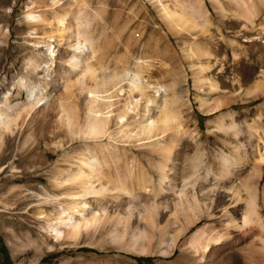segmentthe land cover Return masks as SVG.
I'll return each instance as SVG.
<instances>
[{
	"label": "rangeland",
	"instance_id": "rangeland-1",
	"mask_svg": "<svg viewBox=\"0 0 264 264\" xmlns=\"http://www.w3.org/2000/svg\"><path fill=\"white\" fill-rule=\"evenodd\" d=\"M70 1L0 0V111L8 114V118H15L18 110L25 108L29 100L42 99L35 108L37 119L33 126L30 125L31 117L26 116L3 137L0 156L9 155L10 160L0 163V264H196L197 258L190 255L187 247L189 239L201 229H206L208 240H218L219 243L211 242L208 246V251L203 254L204 264H241V248L251 243L259 233L251 229L241 232L228 230L220 211V202L213 209L212 219L205 217L189 229L180 240V248L171 256H164L157 251V231L154 233L156 238L152 249L147 253V250L141 251L140 248L131 251L116 247L109 242L105 233H83L78 238L68 236L57 240L46 233V223L36 218L37 197L42 196L43 189L52 195L69 192V189L59 191L56 188V178L59 177L56 172L61 171L63 178H67L68 171L78 172L84 157L91 160L99 170L96 172L95 167L90 170L89 174L95 173L89 179L95 185L101 183L111 190L109 196H106L110 215L124 217L133 213L135 221L138 216L144 218L143 208L134 211L127 196L118 199L113 195L118 186L133 190L140 196L134 202L136 206L162 205L165 202L171 205L177 201L171 189H180L184 178L191 174L192 166L196 164L191 160L195 154L202 158L200 174L203 177L199 185L208 189L211 185L204 184L203 180L208 166H212L215 172L219 171L216 158L220 152L228 154L232 150L229 148L238 141L244 143L249 154H256L254 151L260 148L264 152V139L251 137V129L259 133L264 130V95L256 98L245 95L255 83H244L240 94L233 99L229 93L214 92L213 86L209 84L211 71L201 70L206 58L200 57V52L223 56L230 69H239L246 78L255 70L258 57H264V45L242 36L236 37L241 17L234 12L231 0H219L229 11V16L224 19L210 0H204V7L212 22L210 32L215 35V42L197 35L196 39L195 34L173 30L164 22L150 0H81L86 6L85 15L91 22L97 52V60L93 63L99 78L111 72L121 73L124 68L134 77L138 67L141 68L140 65L145 62L141 65L144 70L142 76H148L151 84L164 88L165 92L161 96L166 98L170 108L181 115L184 130L170 148V159L165 162L151 148L155 144L153 142H139L137 138H120L117 141L108 138H77L81 128L71 134L68 126L58 121L61 114L57 115L45 107L48 103L74 104V108L80 109V114L83 111L82 102L87 95L80 88L72 87L82 73V66L91 54V47L83 41L82 50L74 49L80 40L75 35L77 25L72 13L76 0ZM174 1L168 0L171 6ZM191 1L177 0L186 7ZM30 2L35 4V12L42 11L51 20L55 19V15L66 18L69 31L61 45L55 39L50 40V34L44 32H38L37 36L32 37L33 32L25 15ZM175 9V12H179L178 8ZM255 11L261 13L256 18L258 27L264 28V7H260L257 1ZM5 34L7 38H4ZM221 34L225 36L224 44L219 41ZM232 41H236V44L232 45ZM234 52L239 56L235 62L232 60ZM73 60L79 64L76 70L71 67ZM35 64L41 67V72L30 79L32 76L29 72ZM191 64L195 66L194 72ZM214 79L218 87L226 88L227 82L223 78L215 76ZM258 79H254V82ZM25 82L29 94L19 87L20 84L25 85ZM92 86L93 82L87 83V87ZM122 89L120 97L124 103L122 99L127 88ZM18 92H22V96H16ZM219 102L223 103L220 108ZM158 115L159 110L152 105L148 111L140 108L137 118L143 121L155 119ZM231 124H235L236 131L240 132L238 138L235 137V131L227 128ZM220 126L224 127L219 129ZM137 130L132 128L133 136ZM109 131L117 133L113 125ZM19 156L24 158L16 164ZM160 164H165L163 171L167 176L162 185L164 193L158 190ZM254 168V165L248 164L238 172L240 183L255 174ZM260 170L261 179L256 181L261 202L264 193V164ZM21 177L24 179L16 181ZM141 187L149 192H142ZM207 202L201 199L205 210L204 204ZM166 217L161 214L156 230L166 228L167 236H172L182 220H172L175 221L173 225L167 227Z\"/></svg>",
	"mask_w": 264,
	"mask_h": 264
},
{
	"label": "bare ground",
	"instance_id": "bare-ground-1",
	"mask_svg": "<svg viewBox=\"0 0 264 264\" xmlns=\"http://www.w3.org/2000/svg\"><path fill=\"white\" fill-rule=\"evenodd\" d=\"M150 1L157 7L164 22L173 30L185 32L188 35L195 34V38L197 35L202 36L207 41L215 42V35L210 32L212 22H210L208 10L204 7V0H190L191 2L187 7L175 0L172 6L173 9L178 8L179 12H175L176 9H172L168 0ZM210 1L222 19L229 16V11L222 1ZM256 1L259 2L260 7H264V0H231L235 9L233 11L241 17L236 37L242 36L247 40L256 41L260 45H264V28L258 27L259 25L256 23V18L259 14L261 15V13L258 14L255 11ZM70 2H73V0ZM74 4L75 7L72 10L74 15L73 20L77 25L75 35L80 40L74 45V49L76 51L82 50L83 41L91 47V54L82 66V73L78 77V81L74 82L72 86L80 88L82 92L87 94L82 102L83 111L78 114L80 109L74 108V104L70 106L69 104L62 103H54L53 105L48 103L45 106L46 109L52 110L57 115L61 114L58 121L67 125L71 134H75V129L81 128L77 138H108L110 141H117L120 138L122 140L137 138L139 142H153L155 144L151 148L155 150L164 162L168 161L171 154L170 148L175 140L181 137L184 130L183 122L180 118L181 115L170 108L166 98L161 96L165 92L164 88L151 84L148 76H142L144 75V70L141 65L145 62L140 65L141 68L138 67L136 70L137 74L135 73L134 77L130 75L131 72L129 73L127 68H124V71L121 73L111 72L110 75L103 76L101 79L99 78L98 71L93 63L94 60H97V52L94 47L91 22L85 15L86 6L81 0L74 1ZM34 8L35 4L30 2L25 9V15L29 23L28 26H30L33 32L32 37L37 36L38 32H44L50 34V40L55 39V41L57 40V44L61 45L66 40V35L69 31L66 25V18L62 15H55L53 21L45 16L42 11L35 12ZM38 9L40 8L38 7ZM55 35H57L55 38L52 37ZM224 37L222 34L220 35L219 41L222 44L226 43ZM4 38H7L6 34ZM235 44L236 41L232 43V45ZM199 56L206 58L205 65L200 67L201 70L208 69L211 71L210 79L211 77L212 79L209 84L213 86L214 92L219 94L220 92L222 94L229 93L234 99L242 91L244 83L253 81L255 83L254 86H251L245 92V95L250 98L264 95L263 55L258 57L255 70H253L252 74H249V78H246L244 73L240 72L239 69H230L223 56L211 55L207 52H200ZM238 57V54L234 52L232 54L233 62L237 61ZM76 62L78 61L73 60L71 62V67L74 70L77 67L79 68V64ZM31 68L29 73L32 77L30 79L36 77L41 72V67L38 64L31 66ZM191 69L193 72L195 71L193 64H191ZM228 71L229 74L227 73ZM215 76H219L227 82L226 88L216 85ZM256 78L260 79L254 82ZM89 82H93L94 87H87V83ZM26 83L25 85L24 83L20 84L19 87L25 89L29 94L30 90L26 86ZM122 87L127 88L124 90L126 94L124 99H122L124 103H122L120 97L122 96L120 95L123 91ZM22 94V92H18L16 96H22ZM6 100L9 101L11 98ZM41 102L42 99L40 98L34 101L29 100L25 108L18 110V113H16L17 117L15 118H11V116L8 118V114L6 115V113L4 114L0 111V150L2 148L3 137L6 133L11 132V128L14 125L16 126L19 120L29 116L31 117L30 125L33 126L35 124L37 119L35 108ZM222 104L219 102L218 108L222 107ZM152 105H155L156 109L159 110L158 117L139 121L140 118H137V116H139L140 108L148 111ZM111 125L116 128L117 133L113 134L110 132L111 130L109 131ZM223 127L220 126L219 129ZM132 128L138 129L135 136L132 135ZM227 128L235 131V137L238 138L240 132L236 131L237 127L235 124H231ZM259 132L251 129V137L259 136L260 140H263L264 130L263 133ZM103 149H106V147ZM229 149L232 150L228 151V154L222 151L216 158L219 164V171L215 172L212 166H208L205 181L203 180L204 184L211 185L208 189L199 185L201 183L200 179L202 181L201 177H203L200 174L202 158L200 155L197 156V154L192 156L191 160L195 161L194 163L196 164L193 163L192 172L188 178H184L182 187L180 189L177 187L171 189L172 196H175L177 200L171 205L165 202L162 205L160 203L159 205L153 204L145 207L136 206L134 202L139 200L140 196L135 194L133 190L118 186L113 195H116L118 199L121 196H127L126 198L133 204L134 211L143 208L145 213L144 218L140 219L138 216V219L135 221L133 220V213L130 215L126 214L124 217L110 215L106 196H109L108 194L111 190L101 185V183L97 186L89 179L95 173L89 174V171L94 169L95 164L84 157V160L81 161L78 167V172L68 171L67 178H63L61 171L56 172L57 176L62 177L60 179H58L59 177L56 178V188L59 191L69 189V192L52 195L43 189L42 196L37 197V212L35 216L46 223L45 227L48 236L57 240L68 236L78 238L83 233H86V235L90 233H105L109 242L116 247L131 251H137L140 248L141 251L147 250V253L152 249L154 238H156L154 233L157 231L159 233L157 251L164 256H171L180 248V240L189 229L198 225L205 217L212 219L213 209L220 202L222 205L220 211L226 220L225 226L228 230L241 232L251 229L259 233L257 236L255 235L256 237L254 240L252 239L251 243H247L241 248V264H264V215L262 214V210H264V193L263 199L260 202L256 181L261 179L260 167L264 164V152L260 151V148L254 151L256 154H249L244 143L239 141ZM93 157L97 159V157ZM23 158L24 156H19L16 164H19ZM0 159V163H3L9 161L10 156L2 158L0 156ZM248 164L254 165L256 172L254 171L255 174H251L240 183L241 177L238 172L242 171ZM164 168L165 164H160L158 190L161 193H164L162 185L167 180V176L163 171ZM95 171L99 172L96 167ZM23 179L21 177L16 181ZM140 190L144 191V193L149 192L147 191L148 189L146 190L142 187ZM241 192L244 193L241 195ZM244 195L246 197H243ZM201 199L203 201L208 200L207 204H204L206 210L201 204ZM240 210L242 212L239 213ZM161 214L167 216V227L173 225L175 221L172 220L181 218L182 223L172 236H167L166 228L156 230L158 218H161ZM133 227L135 228L133 229ZM197 233L192 239H189L187 249L190 251L191 256L197 258L196 264H204L205 255L203 256V254L207 248L209 249L208 246L211 242L215 244L219 243L218 240L211 241L212 239H207L208 234L206 229H201Z\"/></svg>",
	"mask_w": 264,
	"mask_h": 264
}]
</instances>
